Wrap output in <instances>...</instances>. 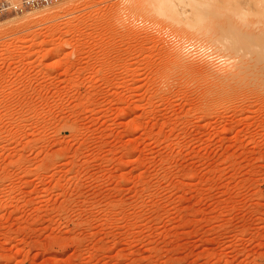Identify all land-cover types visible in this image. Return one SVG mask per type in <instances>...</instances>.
I'll list each match as a JSON object with an SVG mask.
<instances>
[{
	"label": "rangeland",
	"instance_id": "1",
	"mask_svg": "<svg viewBox=\"0 0 264 264\" xmlns=\"http://www.w3.org/2000/svg\"><path fill=\"white\" fill-rule=\"evenodd\" d=\"M262 2L0 16V264H264Z\"/></svg>",
	"mask_w": 264,
	"mask_h": 264
},
{
	"label": "bare ground",
	"instance_id": "2",
	"mask_svg": "<svg viewBox=\"0 0 264 264\" xmlns=\"http://www.w3.org/2000/svg\"><path fill=\"white\" fill-rule=\"evenodd\" d=\"M260 2V1H259ZM253 3V2H252ZM256 4V3H255ZM200 5V4H199ZM200 7V6H199ZM201 7H202V5H201ZM197 8V7H196ZM261 10H262V15H261V17L260 18H258L257 20H255V21H250V22H248V23H244V25H243V22H242V25L240 24V20L241 19H243L244 17L242 16V17H240L241 19L239 20V21H237L236 23H238L239 22V25H234V27L233 26H231L232 27V29H234L235 31H236V34H240L241 36L242 35H245V36H249L250 37V39H251V41L249 42V49L247 48V51H250V52H252V53H254V57L251 59V61H250V59H246V61H243L238 67H237V70L236 71H234V72H228L227 74H222V76H221V81H229V80H227V79H230V81H232L233 79H235V78H239L240 77V79H241V77L245 74V72L247 71V72H249L250 70H254V72L253 71H250L249 73H248V75H251L250 73H252V75L254 74V73H256L257 72V74L258 75H256V76H259V79L261 80V76H263L264 77V2H262L261 3V6H260V8H259V11L261 12ZM256 11V10H255ZM208 12V11H207ZM253 12V11H252ZM258 15V14H257ZM259 17V16H258ZM208 18H210V17H208ZM249 19V18H248ZM245 20V19H244ZM243 20V21H244ZM253 20V19H252ZM201 21V20H200ZM204 21V20H203ZM202 22V21H201ZM206 22V21H205ZM245 22V21H244ZM229 25V24H228ZM203 27V26H202ZM229 29V28H228ZM228 29H226V31L228 30ZM233 30V31H234ZM235 31H234V34H235ZM211 32V31H210ZM228 32V31H227ZM229 32H230V30H229ZM238 32V33H237ZM211 34V33H210ZM229 34V33H228ZM232 34V33H231ZM235 34V35H236ZM232 37H233V35H232ZM236 36H234V38H235ZM237 38V37H236ZM235 38V39H236ZM229 39V38H228ZM235 39H233L232 38V40H234L235 41ZM221 40V39H220ZM224 40V39H223ZM217 41H218V39H217ZM217 41H215V42H217ZM221 42V41H220ZM236 42V41H235ZM222 43V42H221ZM224 43V42H223ZM223 43H222V45H223ZM229 43V42H228ZM228 43H226V44H228ZM238 43V42H237ZM236 43V44H237ZM232 44V43H231ZM236 44H232V49L231 50H233L234 48H235V45ZM246 44H248V43H246ZM225 45V44H224ZM230 45V44H229ZM231 46V45H230ZM230 46H227V48H228V50L231 48ZM238 46H240V45H238ZM225 47H226V45H225ZM227 48H226V50H227ZM239 48V47H238ZM238 48H236L235 49V51H237V49ZM225 49V48H224ZM239 50V49H238ZM236 53V52H235ZM177 56L175 57V59L177 58L178 59V61L180 62V61H182L183 62V59L184 58H182V56L178 53V54H176ZM172 59V58H171ZM178 61H176V63L178 62ZM179 62H178V64H179ZM182 62H181V64H182ZM256 71V72H255ZM247 72H246V74H247ZM244 73V74H243ZM263 74V75H259V74ZM247 75V76H248ZM254 76V75H253ZM220 77V76H219ZM244 78L246 77V75H244L243 76ZM252 77V76H251ZM262 77V78H263ZM252 78H254V77H252ZM239 79V80H240ZM243 79V78H242ZM236 80V79H235ZM238 80V79H237ZM264 80V79H263ZM229 81V82H230ZM234 81V80H233ZM233 81L231 82L232 84H233ZM254 81V80H253ZM256 81V80H255ZM258 81V80H257ZM257 81L256 82H254V83H257ZM236 82V81H235ZM239 82V81H238ZM236 84V86H237V84L238 83H235ZM250 84V83H249ZM258 84V83H257ZM229 86H230V84H228ZM227 85V86H228ZM239 85V87H235L236 89L238 88H241V86L243 85V84H241V86H240V83L238 84ZM247 85V84H246ZM231 86H234V85H231ZM243 86H245V85H243ZM242 86V87H243ZM253 86V85H252ZM257 86V85H256ZM259 86V85H258ZM227 88H230V87H227ZM233 89H234V87H232ZM248 88V87H247ZM236 89H234L235 91H237ZM242 90V89H241ZM233 92V91H232ZM226 93V92H225ZM228 93V92H227ZM235 93V92H234ZM229 94V93H228Z\"/></svg>",
	"mask_w": 264,
	"mask_h": 264
},
{
	"label": "built area",
	"instance_id": "3",
	"mask_svg": "<svg viewBox=\"0 0 264 264\" xmlns=\"http://www.w3.org/2000/svg\"><path fill=\"white\" fill-rule=\"evenodd\" d=\"M64 0H0V16L19 13L36 7L52 6Z\"/></svg>",
	"mask_w": 264,
	"mask_h": 264
}]
</instances>
